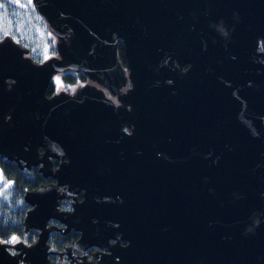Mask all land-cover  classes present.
<instances>
[{
  "label": "water",
  "instance_id": "obj_1",
  "mask_svg": "<svg viewBox=\"0 0 264 264\" xmlns=\"http://www.w3.org/2000/svg\"><path fill=\"white\" fill-rule=\"evenodd\" d=\"M31 5L56 56L0 41V156L55 185L23 193L37 237L14 255L0 244V264H46L51 218L102 264H264V0ZM65 69L117 104L87 84L46 97ZM56 185L83 190L74 214L55 209Z\"/></svg>",
  "mask_w": 264,
  "mask_h": 264
},
{
  "label": "flooded vegetation",
  "instance_id": "obj_2",
  "mask_svg": "<svg viewBox=\"0 0 264 264\" xmlns=\"http://www.w3.org/2000/svg\"><path fill=\"white\" fill-rule=\"evenodd\" d=\"M27 7H29V9L27 10H30V12H33L37 18L41 19L34 11L31 5V2H29V0H0V41L5 38L10 39L14 44L22 48H25L27 50V54L24 56L32 60L29 56L30 48L23 46L22 40L23 39H38V36L41 34V31L39 30L38 21H32L31 26L25 27L24 11L26 10ZM42 22L44 24V34H43L44 36L42 38L43 43L41 45V52L43 54H42V60L37 63H41L52 56H56L55 48H54L55 43L52 44V41H51V36L54 39L55 37L48 31L43 20ZM31 29L33 30L34 34L31 33L30 31ZM46 39H48V41H46ZM49 44L52 46L54 53L47 52V49L49 48L48 46ZM34 50L39 52L38 46H35ZM185 69H186V66L181 67L182 71H184ZM65 72H72V71H65ZM62 73L64 72H61L58 75V79L60 83L64 87L74 86V91L81 84H87L89 86H92L88 82L94 83L88 80L84 76L85 78L82 81H76L75 83L71 85H64L61 80ZM72 73H76V72H72ZM54 75L51 76L48 82V84L49 83L52 84V87H53L52 92L49 95L45 94V96L48 97L52 94H57V93H65L68 95H73L74 92L68 93V92H56L55 91L54 84L52 83V79H53L52 77H54ZM6 81H9V80H6ZM127 82L128 81H126L125 84H127L129 87V83ZM102 90L103 92L102 91L101 92L106 98H107L106 94L108 96H111L107 93L105 89H102ZM111 97L114 99V101H111L109 98L107 99L113 104H117L115 101V97L114 96H111ZM8 161H13V160H8ZM50 161L53 165V168H56L59 159L51 158ZM16 164L19 166L21 170L23 169L28 170L34 167L36 172L39 173L38 166H30L29 168L25 169L21 167V163H16ZM39 175L41 176L40 173ZM41 177L43 178V183L38 185L37 187L48 185V184L55 185V181L51 177L49 176H46V177L41 176ZM37 187H35L34 189H36ZM55 190L58 195V198L55 200V209L58 212L74 214V210H73L74 206H76V204L82 203L83 201V190H79L77 192H72L70 194H67L66 185L65 186L56 185ZM26 191H31V190H26ZM26 206H27V210H29L30 207L27 204ZM86 213L87 212L85 210L79 211L77 212L76 217L83 218L87 215ZM22 224H23V220H22ZM45 226L51 227V229L48 231V234L45 240V244L47 246V250H46L47 263L46 264H102L101 260L104 258L105 254H107L103 249L99 248L98 246L94 244H87L84 248H82V250H77L76 247H74V243L78 240L79 235H80L79 230L73 227L66 229L65 226L55 218L48 219L46 221ZM30 232H32L33 235L31 236V240L28 241L27 236L28 234H30ZM37 233H38V230H36L35 228L25 229L23 226L22 234L20 236H15V237L21 238L24 236L23 238L25 241V246H23L21 249L16 250V252H8L7 250L6 251L11 255H14L20 252L22 253L23 249L29 246L36 239ZM2 242L4 241H0V244H2ZM107 244L113 245L114 240L107 239ZM124 245H125V242L123 240L118 241V247H122ZM19 264H22V262L19 261Z\"/></svg>",
  "mask_w": 264,
  "mask_h": 264
},
{
  "label": "trees",
  "instance_id": "obj_3",
  "mask_svg": "<svg viewBox=\"0 0 264 264\" xmlns=\"http://www.w3.org/2000/svg\"><path fill=\"white\" fill-rule=\"evenodd\" d=\"M29 7L24 11L25 27L31 26L32 21H38L41 34L38 39H23L22 44L30 48V58L39 62L42 60L41 45L43 43L44 24L41 19L37 18ZM34 34L33 30H30ZM48 41V39H46ZM38 46L39 52L35 51ZM47 52L54 53L52 46L49 44ZM117 60L124 67L125 61L122 53L121 42L116 45ZM84 75L80 72H64L61 74V80L64 85H71L76 81L84 80ZM52 84H47L45 94L52 92ZM0 241H8L13 236H20L23 232V216L27 210V206L22 202L23 192L32 190L43 183V178L32 167L28 170H21L14 161H8L0 157ZM32 232L28 234L27 240H31Z\"/></svg>",
  "mask_w": 264,
  "mask_h": 264
},
{
  "label": "rangeland",
  "instance_id": "obj_4",
  "mask_svg": "<svg viewBox=\"0 0 264 264\" xmlns=\"http://www.w3.org/2000/svg\"><path fill=\"white\" fill-rule=\"evenodd\" d=\"M51 41H52V44H54L56 42V39H54L52 36H51ZM65 71H69L68 69H65L63 70L62 72H65ZM58 75L59 73L55 74L54 77H52V83L54 84V88H55V91L56 92H68V93H71V92H74V86H69V87H64L59 79H58ZM59 82V83H58ZM89 84H91L93 87L95 88H98L99 90H102V88L98 87L97 85H95L94 83H91V82H88ZM128 83V82H127ZM128 85L125 84L123 87H121L119 89L120 92H123L127 89ZM107 98H109L111 101H114V99L111 97V96H108L106 94ZM26 235V234H25ZM24 237V236H23ZM23 237H17V240L15 242H2L3 246L5 247V249L8 251V252H16V250L18 249H21L23 246H25V241H24V238ZM11 241V239L9 240Z\"/></svg>",
  "mask_w": 264,
  "mask_h": 264
},
{
  "label": "snow or ice",
  "instance_id": "obj_5",
  "mask_svg": "<svg viewBox=\"0 0 264 264\" xmlns=\"http://www.w3.org/2000/svg\"><path fill=\"white\" fill-rule=\"evenodd\" d=\"M29 2H31V0H29ZM0 176H2V174H0ZM16 240H17V238L15 236H13V237H11V241H4V242L5 243H7V242H15Z\"/></svg>",
  "mask_w": 264,
  "mask_h": 264
}]
</instances>
